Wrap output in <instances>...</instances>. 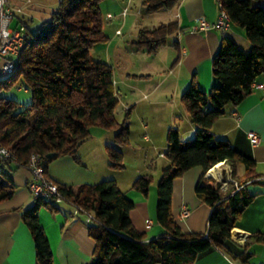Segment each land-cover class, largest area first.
<instances>
[{
  "label": "trees",
  "instance_id": "obj_1",
  "mask_svg": "<svg viewBox=\"0 0 264 264\" xmlns=\"http://www.w3.org/2000/svg\"><path fill=\"white\" fill-rule=\"evenodd\" d=\"M103 0H59L36 31L27 28L13 73L0 79V89L10 88L20 77L30 90L31 102L22 104L0 95V143L11 149L14 158H0V202L15 192L11 171L26 167L29 156L37 153L49 161L62 155H73L94 126L113 129L115 143L126 144L130 130L129 111L122 123L115 117L118 102L113 86V70L106 61L95 60L90 51L107 40L102 29ZM180 0H140L146 14L173 8ZM229 15L230 23L244 29L251 49L239 51L228 35L221 36L212 57V76L218 80L209 91L192 81L180 95V102L195 127L194 137L183 140L177 128L166 132L164 156L169 164L157 179L156 219L163 233L150 241L136 232L130 211L133 201L119 189L114 179L81 184L76 191L58 184V189L71 203L95 216L88 225L94 241L89 264H191L197 254L211 246L224 249L232 227L254 195L233 186L221 190V182L205 177L216 163L241 164L251 172L254 161L236 151L226 139L215 136L211 125L224 114L227 104H239L251 92L252 83L264 71V0H218ZM177 22L140 28L131 45L137 50L154 54L167 37L183 31ZM142 77V76H140ZM108 169L123 167L122 151L107 146ZM199 166L194 192L210 207L205 233L184 232L171 213V191L174 178L191 167ZM252 175V174H249ZM251 176L250 178H252ZM143 174L133 180L132 187L146 195L153 180ZM53 200L35 199L22 210V223L33 238L36 264H53V256L38 209L55 211ZM264 244V232H254L244 246ZM247 254L240 261L247 263Z\"/></svg>",
  "mask_w": 264,
  "mask_h": 264
},
{
  "label": "crops",
  "instance_id": "obj_2",
  "mask_svg": "<svg viewBox=\"0 0 264 264\" xmlns=\"http://www.w3.org/2000/svg\"><path fill=\"white\" fill-rule=\"evenodd\" d=\"M52 1L50 3L37 0L35 4L44 8L46 5L52 6L59 0ZM130 1L125 2L126 5L122 8L120 15L123 14L124 9V14H128ZM27 2L30 1L27 0ZM28 3L15 2L14 4L26 7ZM219 10L218 0H180L173 8L166 11L159 10L152 14H146L141 5L139 11L140 13L142 11L143 16L138 20L136 34L140 28L154 27L172 21L177 22V26L183 28V31L170 35L171 40L167 39L154 54L137 50L131 45L136 34L125 37L124 42L116 46L119 51L118 56L139 59L136 68L127 67L126 70L132 71H125L128 76L132 74L134 77H129L128 81L124 80L134 95L133 101L136 102L134 106L140 102L155 107L168 105L164 133L171 127L177 128L183 140L194 137L195 127L183 103L179 102L180 95L192 81H195L204 91H209L211 87L218 84V80L212 76L210 61L220 45L221 36L231 37L237 49L243 53L251 49L249 41L244 36L245 31L241 27L230 24L226 30L192 29L199 17L214 22ZM51 11L52 9L48 13L50 14ZM31 12L25 9L22 19V23L27 28H29L28 22L33 18ZM40 12H43L41 19L43 22L46 21L49 15H46L44 10ZM151 16L158 19L150 20L145 24L141 23L148 17L151 19ZM120 30L117 27L115 34H121ZM112 42L111 40L107 45ZM107 45L103 49H108ZM93 51L91 49L89 55ZM250 87L251 92L241 99L239 104L226 105L224 114L211 125V131L215 136L228 140L236 151L250 157L254 161L253 169L249 172L241 164L231 166L228 162L221 161L220 168L214 165L205 173V177L210 176L219 182H225L227 188L232 186L233 181L242 183L244 189L254 197L240 213L232 227L231 237L225 240L224 249L211 246L197 254L191 264H244L240 261L244 254L248 255L246 264H264V244L257 242L248 247L244 246L246 239L252 233L264 232V71ZM123 105V109L127 111L132 106L131 101ZM143 127L147 125L143 124ZM248 131H254L259 135L260 142L257 145H251L247 138ZM144 139L150 140V136L145 134ZM113 141L115 142V134ZM107 146L110 145L106 143L105 148ZM103 155L100 152L99 159L85 161L82 167L76 166L74 162L68 165L75 167H66V163L61 162L59 158L47 164L44 172L56 183L71 187L73 190L74 186H77L75 187L77 190L81 184L96 183L105 178L114 179L119 189L134 203L129 219L136 232L142 233L146 241L158 237L164 232V228L155 218L157 189L151 183L147 194L143 195L132 187L135 178L129 181L127 187H121L120 181L106 170L109 168V159L105 162ZM168 164L169 161L162 166V169ZM73 172H75L74 175ZM10 173L16 189L12 197L0 202V264H36L33 238L21 219L22 210L35 202V198L26 185L30 174L23 166L13 168ZM202 174V168L194 166L184 171L181 176L174 178L172 183L171 213L179 229L184 232H206L210 207L203 203L193 191L198 177ZM251 176L253 177L250 178ZM53 206L55 211L44 206L38 209V222L42 225L48 239L53 264H89L92 260L94 241L88 234L89 223L84 221L85 216L74 214L71 205L66 202H54ZM183 206L189 209V214L184 217L181 216ZM146 220H151L152 224L147 226Z\"/></svg>",
  "mask_w": 264,
  "mask_h": 264
},
{
  "label": "rangeland",
  "instance_id": "obj_3",
  "mask_svg": "<svg viewBox=\"0 0 264 264\" xmlns=\"http://www.w3.org/2000/svg\"><path fill=\"white\" fill-rule=\"evenodd\" d=\"M14 3L25 4L28 3L27 0H11ZM30 2L25 7L26 11H32L33 18L28 22L29 29L36 31L38 27L41 26L43 20V12L49 15L48 11L53 10L55 4L52 6L46 5L44 8L36 6L37 0H29ZM48 2H53L52 0H44ZM127 0H103L100 4V9L103 16L102 29L104 34L107 36V40L101 43H97L92 49L91 57L95 60L107 61L111 65L113 70V86L114 92L117 96L118 102L115 108V119L118 123H122L127 110L123 109L124 103H129L131 101V108L129 110V115L127 116V124L129 126L130 133L128 137V142L123 145H119L113 141L114 134L116 131L110 128H104L99 126H94L89 130V135L87 139L80 144V147L75 153V158L73 155H62L53 158L48 164L56 161L57 159L62 160L61 162L66 163V167L83 166L84 162H90V160L99 159L98 155L102 152L104 155V161L108 159L106 156L105 145L115 146L120 151H122L123 156V167L120 169H106L113 174L115 178L120 181L121 187H127V184L131 179H136L139 175L149 174L153 180L152 184L155 189H157V179H160L162 166L168 161L164 156L165 146H166V133H164L163 127L167 122L168 115V105L163 104L161 106H148L144 102L137 103L134 106L132 92H130L129 87L125 84L129 77H134V75H127L125 71L127 67L136 68L138 64V57H129V59L124 56H118L119 51L117 50V44L123 43L125 37L129 35H135L139 23V18H142V11L140 13L141 2L140 0H131L129 4L128 14H122L121 10L126 5ZM28 8V9H27ZM110 13V16H108ZM146 18V17H145ZM151 19H144L141 23H149V21H155L158 17L151 16ZM119 27L121 34L116 35L115 30ZM171 40L170 37L167 38ZM113 41L110 45H107ZM109 46L108 49H103L104 46ZM130 61V62H129ZM135 63V64H134ZM6 78L5 75H0V79ZM123 79V81H121ZM10 88H1L0 95L3 97L11 98L20 102L22 104H28L31 102L30 90L28 86L24 83L22 78H18L16 83ZM138 97V95H137ZM180 102V101H179ZM146 124L147 127H143ZM150 136V140H145L144 135ZM97 156V157H95ZM84 159V160H83ZM70 160V161H69ZM68 162V163H67ZM139 173V174H138ZM73 175L75 172L72 173ZM73 178L75 176H72ZM106 179V178H105ZM101 181V180H100ZM233 186V184H232ZM77 186H74L76 190ZM234 188V187H233ZM156 212V208H155Z\"/></svg>",
  "mask_w": 264,
  "mask_h": 264
},
{
  "label": "built area",
  "instance_id": "obj_4",
  "mask_svg": "<svg viewBox=\"0 0 264 264\" xmlns=\"http://www.w3.org/2000/svg\"><path fill=\"white\" fill-rule=\"evenodd\" d=\"M219 14L214 22L207 21L204 17H199L197 24H194L193 30H209L220 29L226 30L229 28L230 18L229 15L220 8ZM125 13V9L123 14ZM25 15V5H16L11 0H0V75H10L15 70L16 56H18L24 41V35L27 27L22 23ZM119 32V30L117 31ZM247 138L251 145L255 146L260 142L259 135L254 131L247 132ZM161 154V153H159ZM162 155V154H161ZM0 158L12 159L14 154L11 149L5 147L0 143ZM26 168L30 174V179L27 182V189L33 198H41L45 200H53L54 202H66L71 205L74 214H83L85 220L89 224L95 223V216L85 209L81 208L76 203H71L58 189V184L50 179L44 169L45 159L37 153H32ZM233 189L240 188L239 183L232 182ZM221 190H226V183L221 182ZM189 209L185 206L181 208V216H187ZM151 220H146V225L150 226Z\"/></svg>",
  "mask_w": 264,
  "mask_h": 264
},
{
  "label": "bare ground",
  "instance_id": "obj_5",
  "mask_svg": "<svg viewBox=\"0 0 264 264\" xmlns=\"http://www.w3.org/2000/svg\"><path fill=\"white\" fill-rule=\"evenodd\" d=\"M216 168H220V164L219 163H216Z\"/></svg>",
  "mask_w": 264,
  "mask_h": 264
},
{
  "label": "water",
  "instance_id": "obj_6",
  "mask_svg": "<svg viewBox=\"0 0 264 264\" xmlns=\"http://www.w3.org/2000/svg\"><path fill=\"white\" fill-rule=\"evenodd\" d=\"M208 177H210V176H208Z\"/></svg>",
  "mask_w": 264,
  "mask_h": 264
}]
</instances>
